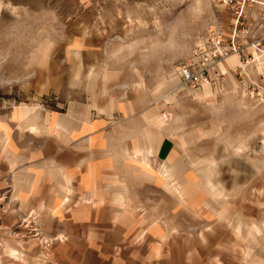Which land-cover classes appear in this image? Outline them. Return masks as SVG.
Returning a JSON list of instances; mask_svg holds the SVG:
<instances>
[{"label":"rangeland","instance_id":"rangeland-1","mask_svg":"<svg viewBox=\"0 0 264 264\" xmlns=\"http://www.w3.org/2000/svg\"><path fill=\"white\" fill-rule=\"evenodd\" d=\"M231 21L218 0H0V127L20 139L14 121L24 104L42 115L63 113L71 102L100 107L120 102L151 113L145 125L165 124L167 137L183 147L180 157L190 170L184 180L193 189L181 190L185 203L170 207L175 239L193 248L187 254L201 264H264L259 69L248 68L241 79L238 59L222 72L227 58L212 80L185 83L179 74L199 39L211 29L228 35ZM171 78L177 84L167 87ZM205 85L211 99L204 98ZM212 166L215 173L205 175ZM207 180L214 185L210 193ZM0 201L7 213L6 199ZM233 220L247 224L242 234L230 225ZM24 238L33 244L38 239ZM4 247L0 240V264L28 263L26 257V263L9 259ZM44 261L43 252L36 263Z\"/></svg>","mask_w":264,"mask_h":264},{"label":"crops","instance_id":"crops-1","mask_svg":"<svg viewBox=\"0 0 264 264\" xmlns=\"http://www.w3.org/2000/svg\"><path fill=\"white\" fill-rule=\"evenodd\" d=\"M136 111L120 102H71L63 113L42 115L28 106L14 121L20 139L1 125L0 198L9 211L0 201V240L23 248L27 264L43 252V264H201L174 237L170 207L185 198L168 190L162 174L169 166L181 171V182L171 183L193 189L183 147L165 124L145 125L151 113Z\"/></svg>","mask_w":264,"mask_h":264},{"label":"built area","instance_id":"built-area-1","mask_svg":"<svg viewBox=\"0 0 264 264\" xmlns=\"http://www.w3.org/2000/svg\"><path fill=\"white\" fill-rule=\"evenodd\" d=\"M226 7L232 21L228 35L211 29L202 37L192 57L182 62L179 74L185 83L199 84L219 72L218 66L229 57L239 60L238 75L247 77V69L258 70L259 81L264 84V0H218ZM258 86L256 82H250ZM254 91V90H253Z\"/></svg>","mask_w":264,"mask_h":264},{"label":"bare ground","instance_id":"bare-ground-1","mask_svg":"<svg viewBox=\"0 0 264 264\" xmlns=\"http://www.w3.org/2000/svg\"><path fill=\"white\" fill-rule=\"evenodd\" d=\"M238 63V60H237V57L236 56H232V57H229L227 60H226V63L224 65H221V70L222 72H225L226 71V66L225 65H228V66H231V67H234L236 66ZM221 64V63H220ZM223 64V63H222ZM177 78H171L167 83H166V86L167 87H172L174 85L177 84ZM203 94H204V98L206 97H209L211 99V91L209 90V87L208 86H204V91H203ZM27 107V105H23L17 112H19V115L21 116L22 115V109H25ZM16 112V113H17ZM120 127V126H119ZM133 133V132H132ZM60 136V135H59ZM7 143V139L5 140V145ZM136 149L138 148L137 146L135 147ZM160 148V147H159ZM132 149V148H131ZM263 150H264V144H263ZM130 151V150H129ZM137 151V150H136ZM147 151V150H146ZM149 152V151H148ZM126 156V155H125ZM129 156V155H128ZM135 156V155H133ZM127 157V156H126ZM136 157V156H135ZM134 159V158H133ZM135 160V159H134ZM177 164H181V160L179 162H176ZM163 164V163H162ZM149 167V166H148ZM212 170L210 171H206L204 174L205 175H210L212 174V172L214 171L215 173V170H216V167L215 166H212ZM169 169V170H168ZM171 167L169 166L168 168L165 167L163 170H162V174L163 176L168 180V183H169V188L168 190H170L172 192V194H178L179 197H182V195L184 193H182L181 195V189L178 188V184H173L171 183V181L174 180V178H176L177 180H182V172H178V176H176L175 173H173L171 171ZM142 170V169H141ZM151 171L152 168H151ZM138 172V171H136ZM93 173V172H92ZM91 173V174H92ZM143 174V173H141ZM140 174V175H141ZM150 175V174H149ZM159 175V174H158ZM160 176V175H159ZM185 177V176H184ZM155 178V177H154ZM166 182V181H164ZM163 183V182H162ZM205 192H212L213 189H214V185L210 182V181H206L205 182ZM164 185V184H163ZM208 193V195H209ZM212 198V196H210V199ZM182 200V198L180 199ZM52 211V210H51ZM230 225L236 229V232L238 234H242L244 231H245V227H246V223L245 222H242V221H239V220H233L232 222L229 221ZM61 239V238H60ZM4 254L9 257V259L11 258V260H14L15 262H22V263H26V260L23 258V256L21 255V253L10 243H8L7 241L4 242ZM2 247V246H1ZM3 248V247H2ZM24 253V252H23ZM44 255V254H43Z\"/></svg>","mask_w":264,"mask_h":264}]
</instances>
